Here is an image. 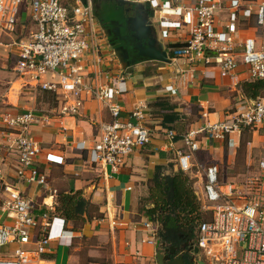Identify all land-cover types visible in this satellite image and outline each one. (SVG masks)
I'll list each match as a JSON object with an SVG mask.
<instances>
[{
	"label": "built area",
	"instance_id": "built-area-1",
	"mask_svg": "<svg viewBox=\"0 0 264 264\" xmlns=\"http://www.w3.org/2000/svg\"><path fill=\"white\" fill-rule=\"evenodd\" d=\"M24 1L0 0V61L5 50L6 57L13 59L11 67L18 77L62 96L66 104L63 113L78 112L82 93L104 102L111 120L99 124L98 135L89 148V159L95 165L117 171L131 153L149 143L151 131L144 124L143 111L139 108L131 112L134 121L121 118V107L111 101L112 93L124 90L120 83L113 87L86 80L83 57L90 46L97 48L98 39L91 1L77 0L70 5L67 0H27L28 18L34 30L26 39L13 36ZM124 1H149L158 7L163 38L169 36V30L188 25L182 41L167 42L164 47L172 60L181 59L191 73L202 74L212 68L219 76L234 82L241 63L249 80L264 81V1L253 12L246 11L247 16L254 15V24L246 26L251 29L247 34L245 28L237 26V0L231 2L232 10L223 22L217 15L219 0ZM184 70L181 74H186ZM45 76L50 79H44ZM168 89L172 94L177 91L173 85ZM38 119L31 109L16 113L0 109V130L5 133L0 151L2 148L16 155L18 180L42 185L46 178L36 166L41 148L30 134ZM244 130L264 132V90L256 98L237 99L227 119L208 121L182 134L184 149L177 152L179 169L185 173L192 171V154L200 149V138L227 140L228 145H233V136L239 137ZM165 133L167 146L173 149L177 134L172 129ZM1 160L0 154V163ZM200 170L203 180L195 194L206 218L197 223L195 230L198 255L208 264H264V157L249 164L236 179H221L219 167L213 163ZM0 206L14 218L12 224H0V251L7 244H18L13 259L0 264H28L31 252L20 245L34 241V252H45L51 220L43 214L40 225L44 232L33 239L34 229L39 225L34 203L18 188L7 186ZM144 225L153 239L154 224L149 221Z\"/></svg>",
	"mask_w": 264,
	"mask_h": 264
},
{
	"label": "crops",
	"instance_id": "crops-1",
	"mask_svg": "<svg viewBox=\"0 0 264 264\" xmlns=\"http://www.w3.org/2000/svg\"><path fill=\"white\" fill-rule=\"evenodd\" d=\"M76 1L67 0V3L74 5ZM155 1L161 3L162 0ZM219 1L217 15L223 22L232 10L233 0ZM237 1V26L245 28V34L250 33L251 29L246 26L254 24V15L247 16L246 11L253 12L256 5L264 0ZM149 8L153 12L151 21L158 41L163 42L165 46L167 42L177 43L184 39L187 24L169 30V36L163 38V28L159 24L160 20L158 21L159 8L151 3ZM97 37V48L90 46L83 57L86 80L93 84L113 87L120 83L124 90L112 93L111 101L121 107L120 115L123 119L134 121L131 112L135 108L142 110L143 122L149 127L151 138L145 147L135 150L128 156L124 165L113 171L109 166L95 165L89 159V148L98 135L99 124L111 120L104 102L82 93V104L78 112L69 115L62 112L63 106L66 105L63 97L49 91L55 99V105L51 106L44 101L33 104L36 108L31 109L39 119L31 126L30 134L41 148L36 166L45 175L46 182L36 185L18 180L15 176L16 155L2 148L0 151V201L6 195L7 186L18 188L34 203V214L39 225L43 221V214L47 215L48 221L51 220L48 228L49 243L45 252H34V241L20 245L24 250L31 252L28 264H158L156 251L159 246L170 248L173 245H166L158 240L156 224L153 239L150 229L144 225L150 220L140 211V199L143 195L147 196L149 179L153 176L156 166H160L164 174L180 170L177 152L184 149L182 134L205 122L227 119L234 110L237 99L247 97L241 89V83L251 80L246 67L241 63L237 67V79L234 82L228 77L219 76L212 68L205 69L202 74L191 73L181 59H171V62L165 63L143 57L134 63L123 64L99 31ZM6 55L5 50H2V68L9 62L11 65L13 63L12 57L7 58ZM182 69L186 70V74H181ZM13 73L15 74L14 71ZM44 79L50 77L45 76ZM15 82H22L23 86L35 87L42 91L24 77L16 78L9 91ZM170 85L176 87L175 94L169 91ZM155 102H161L163 107L154 105ZM13 103L8 97L1 99L0 109L14 113L30 109H16ZM172 111L179 113L180 117L174 121L173 128L164 127L163 116ZM169 129L177 134L173 149L167 146L165 132ZM260 132L249 131L243 135L241 133L239 137L233 136V145H228L227 140L200 138V149L192 154V171L186 173L192 179L193 187L197 189L194 193L202 184L201 167L216 164L221 179L230 180L236 179L237 173L229 174L228 171L239 168V164L246 168L249 164H254L251 154L259 144L255 138H263ZM244 135L252 140L246 142L248 146L245 147L243 158H240L237 152L241 150L239 143ZM4 137L5 133L0 130V146L4 143ZM242 170L244 172V169ZM243 172L238 175L241 176ZM70 190H80L82 196L97 207L98 214L80 224L70 221L65 223L57 216L52 218L58 192ZM13 222V215L0 206V224ZM39 225L34 231L40 228L44 232L43 226ZM17 246V243L5 245L0 251V261L12 260L13 251ZM165 253L170 259L179 254L183 258L182 253L176 252L175 248L173 252L168 249ZM190 256L188 253L186 260L183 258L186 264L189 263ZM195 258L204 262L199 264H208L198 254Z\"/></svg>",
	"mask_w": 264,
	"mask_h": 264
},
{
	"label": "trees",
	"instance_id": "trees-1",
	"mask_svg": "<svg viewBox=\"0 0 264 264\" xmlns=\"http://www.w3.org/2000/svg\"><path fill=\"white\" fill-rule=\"evenodd\" d=\"M241 89L248 98H256L264 90V81H244L241 83ZM42 92L51 94L47 90ZM154 105L161 106V102H155ZM179 117L180 114L173 111L164 114L162 124L164 127L173 128L174 121ZM246 132L249 131L244 130L242 135ZM247 141L241 139V145L244 146ZM192 182V179L181 170L164 174L161 167L156 166L153 176L147 183L146 204L140 207V211L157 225L158 240L166 245L178 246L185 241H195L197 223L206 218L194 193ZM53 214L52 218L60 217L65 223L70 221L73 224H80L91 219L98 212L97 207L84 198L80 190H70L58 192ZM41 233L43 231L38 228L34 231L33 237L39 238Z\"/></svg>",
	"mask_w": 264,
	"mask_h": 264
},
{
	"label": "flooded vegetation",
	"instance_id": "flooded-vegetation-1",
	"mask_svg": "<svg viewBox=\"0 0 264 264\" xmlns=\"http://www.w3.org/2000/svg\"><path fill=\"white\" fill-rule=\"evenodd\" d=\"M90 1L92 3L100 35L113 50L120 52L122 57L121 62L123 64H130L132 60L136 62L137 59H142L143 57L139 55L137 46H145L147 39L137 37L135 32L131 29L133 26L132 19L137 15L141 18H145V21H150L153 19L152 10L146 6L135 8L134 5L128 2L118 5L113 0ZM150 37L157 39L155 33ZM189 241L195 246V241ZM184 243L172 247L175 248L176 252L180 251L185 259L186 254H188V247L184 246Z\"/></svg>",
	"mask_w": 264,
	"mask_h": 264
},
{
	"label": "rangeland",
	"instance_id": "rangeland-1",
	"mask_svg": "<svg viewBox=\"0 0 264 264\" xmlns=\"http://www.w3.org/2000/svg\"><path fill=\"white\" fill-rule=\"evenodd\" d=\"M27 1V0H26ZM24 1L21 12L19 15V21H17V25L15 26V29L13 31V36L17 38H28L30 33L34 30V26L30 19L28 18V3ZM28 2V1H27ZM159 24L157 23V26ZM1 62V61H0ZM18 78L17 75H15L12 71L11 63L9 62L5 68H2L0 66V100L6 99L7 97L10 98V101L14 102L16 109L25 110L28 108H36L33 107V104H37L40 101L47 102L49 105H55V99L54 97L49 93H44L38 88L35 87H27L26 85L23 86V83L18 84V82H15L13 84L12 89L9 91L11 83ZM29 86V85H28ZM32 110V109H31ZM262 133V134H261ZM261 135H263V138H255L257 141H259L258 147H255L254 151L251 154L252 160L256 162L259 158L264 157V132H260ZM252 140L249 136L242 137V140ZM239 146L241 149L237 153L239 154L240 158H243V152L245 151V147L248 146L247 143L245 146L241 145L239 143ZM257 149V150H256ZM239 168L235 167V171L231 170L227 173L233 174L234 172L237 173L236 176L238 178V174L242 173L246 167H243V165L239 164ZM244 173V172H243ZM193 187V185H192ZM200 187V186H199ZM199 189V188H198ZM193 190H197L193 187ZM146 196L143 195L140 199V206H144L146 204Z\"/></svg>",
	"mask_w": 264,
	"mask_h": 264
},
{
	"label": "water",
	"instance_id": "water-1",
	"mask_svg": "<svg viewBox=\"0 0 264 264\" xmlns=\"http://www.w3.org/2000/svg\"><path fill=\"white\" fill-rule=\"evenodd\" d=\"M115 1L118 5L125 4L126 2L124 0H113ZM132 5L135 6V8H140L141 6H146L149 7V2L144 1V2H132ZM130 20V19H129ZM132 30L135 32L138 38H144L147 39L146 45H138L137 49L139 50V55L146 58V59H151V60H158L162 61L165 63L171 62V58L169 54L167 53V50L165 49L163 42L158 41L156 38H151L150 36L155 33L156 31L154 29L153 22L150 20H146L145 18H141L140 16H135L132 19ZM157 37V36H156ZM115 56L118 58V60L122 61V57L119 51L114 50ZM132 63L135 62V60L131 61ZM160 245L163 246L161 243ZM184 246L188 247V253L191 255L190 258L188 259V264L193 263V264H199V263H204L202 260H198L195 258V256L198 254V248L192 244L191 241H187L184 243ZM157 249L156 251V257L158 264H186L181 256L179 254L177 257L170 259L169 255L166 254L165 252L170 251L173 252L174 247H161Z\"/></svg>",
	"mask_w": 264,
	"mask_h": 264
}]
</instances>
